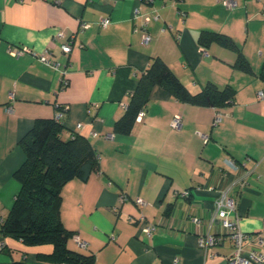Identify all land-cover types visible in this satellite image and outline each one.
<instances>
[{"label": "crops", "instance_id": "obj_1", "mask_svg": "<svg viewBox=\"0 0 264 264\" xmlns=\"http://www.w3.org/2000/svg\"><path fill=\"white\" fill-rule=\"evenodd\" d=\"M233 1L227 9L216 0H0V225L20 189L13 177L24 159L19 140L61 107V138L85 137L99 159L86 181L72 179L61 190L60 218L74 233L70 250L93 255L96 264H226L233 245L214 202L229 186L240 230L249 235L244 249L264 252L257 240L264 220V0ZM155 13L160 19L142 44L141 21ZM85 23L90 27L82 29ZM204 31L230 38L236 49L217 41L202 47ZM69 38L65 54L61 44ZM20 49L27 52L14 55ZM45 49L58 70L30 56ZM239 52L250 72L235 67ZM154 57L191 94L212 84L231 88L233 98L196 106L154 86L130 133L115 134ZM175 115L179 128L171 127ZM146 224L156 227L151 237L142 232ZM207 233L219 241L200 248L198 236ZM51 252L49 244L0 234V264H54L39 257Z\"/></svg>", "mask_w": 264, "mask_h": 264}, {"label": "trees", "instance_id": "obj_2", "mask_svg": "<svg viewBox=\"0 0 264 264\" xmlns=\"http://www.w3.org/2000/svg\"><path fill=\"white\" fill-rule=\"evenodd\" d=\"M212 41L236 49L232 40L222 34L208 31L200 34L202 47ZM235 67L246 72L251 70L241 52L238 53ZM154 86L162 87L181 103L196 106L219 107L229 102L234 94L229 87L220 90L212 84L206 85L197 94H191L168 65L154 57L138 78L124 114L115 122V134L130 133L138 113L147 106ZM63 127L64 121H57L55 116L38 118L19 140L24 159L14 171L13 177L20 189L0 225V234L21 240L29 246L51 245L52 252L49 255L39 256L50 263L96 264L93 255L68 248L67 243L74 233L62 224L60 206L63 186L72 179L86 181L99 170V159L85 137L77 134L71 139H62Z\"/></svg>", "mask_w": 264, "mask_h": 264}, {"label": "built area", "instance_id": "obj_3", "mask_svg": "<svg viewBox=\"0 0 264 264\" xmlns=\"http://www.w3.org/2000/svg\"><path fill=\"white\" fill-rule=\"evenodd\" d=\"M217 2H220L224 7L227 9H233L236 6V3L233 0H216ZM138 14V9H135L134 15ZM160 19V15L158 13L153 14L152 16H145L143 17L141 24H140V30L142 32V44H147L151 40V37L147 31L148 25L152 21H158ZM108 23L107 19H101L99 24L101 27H105ZM90 27L89 24L85 23L81 25L82 29ZM136 31V29H135ZM58 36L63 37L62 33H58ZM71 47H70V38L66 40L65 43L61 44V51L65 54L70 53ZM22 51H26L25 49H20L17 52L14 53V55H19ZM201 52L206 55L205 50H201ZM49 50L45 49L44 52L40 54H30L31 57L34 59L40 60L41 62L53 67L54 69H59V64L53 60H51L49 56ZM67 81L64 79L61 80L62 85H65ZM264 95L259 92L258 93V99H262ZM65 109H59L57 108L55 119L57 121H62L64 117ZM143 115V111H140L136 117L137 120H140L141 116ZM221 116L216 115L213 121V124L216 125L220 123ZM181 125V118L179 115H175L172 118L171 121V127L172 128H179ZM80 127V124H77V128ZM228 164L234 167V163L232 161H228ZM211 190V189H210ZM230 187L226 186L220 190L217 191V197L214 202L215 207V216H217L223 225V227L228 231V234L232 240L233 249L232 252L227 256L226 258V264H262L264 262V252L251 249V250H245L243 246V242L246 238L249 237V235L245 234L240 230L239 227V219L235 212V202L232 197L229 195ZM187 192L182 193V196H187ZM126 197L124 195L120 196V200L123 201ZM134 202L138 206H143L145 202L141 198H135ZM234 214L235 218L233 220L229 219V216ZM192 222L196 226L201 225V220L194 216L192 217ZM156 227L153 224H146L142 227V232L147 236L151 237L155 231ZM262 236L259 237L257 240L259 244L264 245V220H263V227L261 231ZM76 243L80 247H85V243L79 240L78 237H75ZM219 241V238L213 234V233H207L206 235L198 236V246L203 249H207L211 246H214Z\"/></svg>", "mask_w": 264, "mask_h": 264}]
</instances>
